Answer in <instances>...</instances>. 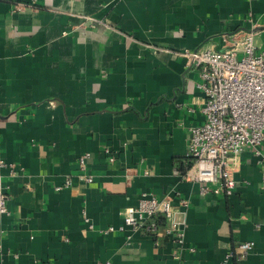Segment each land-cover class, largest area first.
<instances>
[{"label": "crops", "instance_id": "crops-1", "mask_svg": "<svg viewBox=\"0 0 264 264\" xmlns=\"http://www.w3.org/2000/svg\"><path fill=\"white\" fill-rule=\"evenodd\" d=\"M238 30L264 43V0H0V264H222L244 241L255 249L235 264H264L252 155L230 197L201 195L175 173L205 94L172 52L222 50ZM85 154L90 184L77 178ZM142 192L189 201L180 260L168 237L100 234Z\"/></svg>", "mask_w": 264, "mask_h": 264}, {"label": "built area", "instance_id": "built-area-1", "mask_svg": "<svg viewBox=\"0 0 264 264\" xmlns=\"http://www.w3.org/2000/svg\"><path fill=\"white\" fill-rule=\"evenodd\" d=\"M249 20L254 23L252 13ZM257 36L252 30H238L228 35L222 50L203 47L172 52L184 60L185 68L197 70L201 79L198 88L205 94L201 107L204 120L189 128L185 169L175 172L186 181L199 183L201 195L232 196L237 186L234 175L246 152L260 168L264 191V43L258 44ZM89 158L90 154L80 157L77 178L90 184L94 176L88 170ZM5 167L7 164L0 159V216L8 214V196L2 181ZM72 183V178L67 177L56 189H68ZM188 206L189 201L182 198L142 192L136 206L125 209L122 225H111L99 232L111 235L129 228L151 236L155 244L159 238L168 237L177 248L174 257L180 260L185 249ZM159 219L164 220L162 225ZM83 222L89 229L94 228L85 211ZM254 249L253 241L241 242L225 255L222 264L245 260Z\"/></svg>", "mask_w": 264, "mask_h": 264}, {"label": "trees", "instance_id": "trees-1", "mask_svg": "<svg viewBox=\"0 0 264 264\" xmlns=\"http://www.w3.org/2000/svg\"><path fill=\"white\" fill-rule=\"evenodd\" d=\"M184 169H185V165H184V167H183V169H182V172L184 171ZM158 222L162 225V223H164V220H163V219H159ZM235 262H236V261L233 260L231 263H232V264H235Z\"/></svg>", "mask_w": 264, "mask_h": 264}]
</instances>
